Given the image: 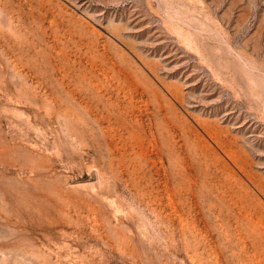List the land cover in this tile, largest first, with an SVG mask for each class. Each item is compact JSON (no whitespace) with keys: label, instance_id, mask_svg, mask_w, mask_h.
Segmentation results:
<instances>
[{"label":"rangeland","instance_id":"374dc122","mask_svg":"<svg viewBox=\"0 0 264 264\" xmlns=\"http://www.w3.org/2000/svg\"><path fill=\"white\" fill-rule=\"evenodd\" d=\"M0 264H264V0H0Z\"/></svg>","mask_w":264,"mask_h":264}]
</instances>
